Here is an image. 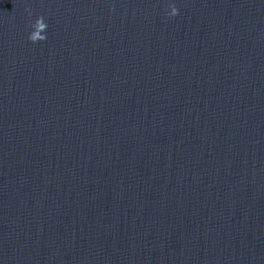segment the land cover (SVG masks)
Listing matches in <instances>:
<instances>
[{"label": "water", "instance_id": "1", "mask_svg": "<svg viewBox=\"0 0 264 264\" xmlns=\"http://www.w3.org/2000/svg\"><path fill=\"white\" fill-rule=\"evenodd\" d=\"M0 264H264V0H0Z\"/></svg>", "mask_w": 264, "mask_h": 264}, {"label": "clouds", "instance_id": "2", "mask_svg": "<svg viewBox=\"0 0 264 264\" xmlns=\"http://www.w3.org/2000/svg\"><path fill=\"white\" fill-rule=\"evenodd\" d=\"M169 7L171 8L169 15V18H173L175 16H177L178 10L174 5H169ZM29 14H31V10L28 9ZM30 27L33 29L29 35V40L32 43H38V42H43L46 40V35H43L42 33L46 32L47 29V24L45 22V19L41 16L39 18L36 19L35 23L30 24Z\"/></svg>", "mask_w": 264, "mask_h": 264}]
</instances>
